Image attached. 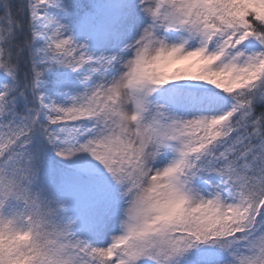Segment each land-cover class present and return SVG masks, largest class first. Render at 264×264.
<instances>
[{"label": "snow or ice", "instance_id": "snow-or-ice-1", "mask_svg": "<svg viewBox=\"0 0 264 264\" xmlns=\"http://www.w3.org/2000/svg\"><path fill=\"white\" fill-rule=\"evenodd\" d=\"M0 238V264H264V0H0Z\"/></svg>", "mask_w": 264, "mask_h": 264}, {"label": "clouds", "instance_id": "clouds-1", "mask_svg": "<svg viewBox=\"0 0 264 264\" xmlns=\"http://www.w3.org/2000/svg\"><path fill=\"white\" fill-rule=\"evenodd\" d=\"M176 203H177V200L175 198L164 194L162 191L160 194L155 195L153 197L151 206L148 207L146 210L149 211L153 215L160 216V217H166L169 215V213L172 212ZM4 242L7 243L6 240Z\"/></svg>", "mask_w": 264, "mask_h": 264}, {"label": "rangeland", "instance_id": "rangeland-1", "mask_svg": "<svg viewBox=\"0 0 264 264\" xmlns=\"http://www.w3.org/2000/svg\"><path fill=\"white\" fill-rule=\"evenodd\" d=\"M166 35L169 37V41L172 42V41H175V40H178L181 36V33L179 32H172V33H166ZM189 43H192L191 41H189ZM187 46V45H186ZM168 156H170V154H166ZM167 162V159H165L163 161V163H166ZM154 167H159V166H162V163L160 162L159 158H158V161L156 164L153 165ZM119 231V226H118V221L116 223V228H115V232H110L109 233V237L113 234H116L118 233Z\"/></svg>", "mask_w": 264, "mask_h": 264}]
</instances>
